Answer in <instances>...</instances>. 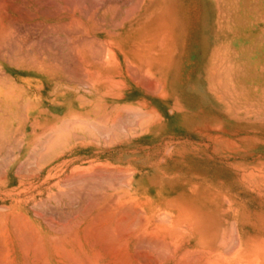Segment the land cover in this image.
I'll use <instances>...</instances> for the list:
<instances>
[{
  "label": "crops",
  "instance_id": "0c3cea01",
  "mask_svg": "<svg viewBox=\"0 0 264 264\" xmlns=\"http://www.w3.org/2000/svg\"><path fill=\"white\" fill-rule=\"evenodd\" d=\"M211 2L212 17L207 0H98L97 37L53 41L39 68H1L0 204L27 159L34 189L43 158L56 184L93 173L105 189L108 167L128 175L108 188L149 200L211 188L219 112L264 102V0Z\"/></svg>",
  "mask_w": 264,
  "mask_h": 264
},
{
  "label": "rangeland",
  "instance_id": "374dc122",
  "mask_svg": "<svg viewBox=\"0 0 264 264\" xmlns=\"http://www.w3.org/2000/svg\"><path fill=\"white\" fill-rule=\"evenodd\" d=\"M228 1L219 0L222 9ZM207 5L212 17L211 0ZM97 6L98 0H0V69L7 64L39 68L46 63L53 41L97 37ZM236 104L238 109L219 112L218 174L216 183L207 184L211 188L181 190L170 200H149L135 190L108 188L112 182L128 180L124 171L110 173L108 167L105 189L93 187L97 181L93 173L79 175V181L71 177L69 183L56 184L49 173L50 159L43 158L41 185L34 189L33 159H27L25 184L19 189L16 181L11 183L9 202L0 204V216L25 211L27 217L46 222L49 228L62 226L104 194L107 201L116 198L136 205L142 215L138 216L143 218H137L139 225L148 221L151 230L155 224L162 227L158 232L162 238H172L178 244L175 254L181 253L184 259L186 254L191 258L195 253L193 259L200 260L191 259L190 264L202 260L207 261L204 264H264V102L251 100L245 110L240 102ZM220 136L230 138L224 141ZM11 228L9 232L15 233ZM137 247L140 249V244ZM184 249L192 255L188 251L183 255Z\"/></svg>",
  "mask_w": 264,
  "mask_h": 264
},
{
  "label": "bare ground",
  "instance_id": "6f19581e",
  "mask_svg": "<svg viewBox=\"0 0 264 264\" xmlns=\"http://www.w3.org/2000/svg\"><path fill=\"white\" fill-rule=\"evenodd\" d=\"M75 124H77V120ZM53 130H50V132ZM72 132L74 131L72 130ZM72 132L70 131V133ZM68 136L70 137L69 134ZM63 137L66 139L65 136ZM52 139L54 140V137ZM78 175H82V173ZM111 197L113 198V196ZM135 206L132 207V205L127 204V201L123 203L116 198L107 201L106 195L103 194L89 206V209L84 208L86 211L83 210L84 212L82 211L73 220H69L62 226L50 225L52 228H49L48 223L45 224L46 222L42 223L39 220L27 217L25 211L24 213L19 211V213L17 211L16 213L9 212L5 218H3V212L2 218L0 216V264H167L170 261H173L172 264L176 262V264L178 262L182 264L186 263L187 260H189L187 263L190 264L191 259L194 260L195 253L191 258L186 257V254L184 259L179 256L181 253L179 255L175 254L178 244L176 240L173 242L172 238H170L171 242L162 238V235L158 233L163 230L162 227L153 223L155 225H152L151 230L148 221L145 223L140 222L139 225L138 222L142 221L143 218H140L142 216L141 213H138L140 210L136 209ZM133 210L137 212H135V216ZM33 214L38 213L33 211ZM137 218L139 221H137ZM10 227L13 228H11L12 231L16 230L15 233L9 232ZM154 227L156 230L153 229ZM138 244H140V249L137 247ZM144 247L146 249H141ZM183 251L184 255L185 251L188 250L184 249ZM190 252L187 253L192 255V251ZM197 255L196 257H198ZM199 260L200 258L198 262ZM251 260L246 262L252 263L249 262ZM201 262L204 264L207 261L202 260Z\"/></svg>",
  "mask_w": 264,
  "mask_h": 264
}]
</instances>
